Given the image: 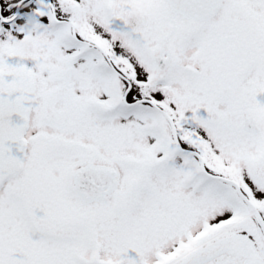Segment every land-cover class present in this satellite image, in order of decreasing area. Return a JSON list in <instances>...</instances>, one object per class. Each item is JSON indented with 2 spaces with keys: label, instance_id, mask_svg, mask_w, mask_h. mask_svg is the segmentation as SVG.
I'll list each match as a JSON object with an SVG mask.
<instances>
[{
  "label": "snow or ice",
  "instance_id": "snow-or-ice-1",
  "mask_svg": "<svg viewBox=\"0 0 264 264\" xmlns=\"http://www.w3.org/2000/svg\"><path fill=\"white\" fill-rule=\"evenodd\" d=\"M0 264H264V0H0Z\"/></svg>",
  "mask_w": 264,
  "mask_h": 264
}]
</instances>
